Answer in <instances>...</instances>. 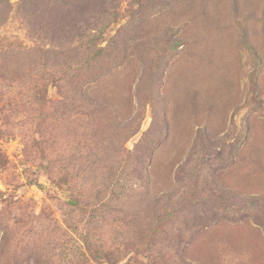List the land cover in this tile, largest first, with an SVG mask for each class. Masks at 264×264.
<instances>
[{"label": "rangeland", "instance_id": "rangeland-1", "mask_svg": "<svg viewBox=\"0 0 264 264\" xmlns=\"http://www.w3.org/2000/svg\"><path fill=\"white\" fill-rule=\"evenodd\" d=\"M95 49L111 71L78 81L107 116L61 106L71 54ZM252 196L264 0H0V264H264Z\"/></svg>", "mask_w": 264, "mask_h": 264}, {"label": "trees", "instance_id": "trees-1", "mask_svg": "<svg viewBox=\"0 0 264 264\" xmlns=\"http://www.w3.org/2000/svg\"><path fill=\"white\" fill-rule=\"evenodd\" d=\"M56 3L59 6H62L63 8H66L70 6L72 0H50ZM60 22L61 25H65L67 23L68 25L74 26L73 28H76L75 22L73 20H68L63 17ZM101 50H93V51H88V52H83L82 54H78L77 52L72 53L71 57L76 59L75 62V67L72 66L69 68L70 69H75L73 75H71L70 80L67 82L66 87H65V93L63 95V100L61 101V106H65L68 108L67 111H71L73 109H76L79 107V105H82L85 103L84 101H87L90 103L89 109L86 111L87 113L91 114H100V116H107L109 113L108 107L110 106V103L105 100V98H97L89 94L88 88L85 87V84L83 82H79L80 78V73L81 69L78 68V65L83 62V64H86L84 67L85 71L87 72L88 77L92 78V81H95L97 76L96 74L101 73V71L106 70V71H111L107 69L106 64L112 60H114V55L112 53H100ZM78 57V58H77ZM121 57V56H120ZM123 57H127L126 55H123ZM165 58V54L163 55ZM112 59V60H111ZM83 70V69H82ZM147 80H148V75H147ZM150 81H148L149 87L146 89V92H149V103H152L153 106L159 103V106L161 109H159L160 115L158 114L157 117L160 121L161 125V130L164 129L167 120H166V95L163 93V91L160 90V85L163 82V72L161 71H156L155 69L152 70V73L150 75ZM70 82V83H69ZM84 100V101H83ZM164 114V115H162ZM127 124H117L116 128H126ZM109 128V126H108ZM163 132V131H162ZM149 158V154L146 156ZM142 178L145 179L146 181H149V176H148V170L147 168L143 169L142 173ZM232 194V190H229ZM234 195V194H233ZM236 196L237 193H235ZM238 197L241 198H246L245 195H239ZM253 198V205L259 208L260 210H264V198L261 196H252ZM255 199V200H254ZM175 254L178 256L179 259V264H198L192 261H189L185 259L183 256L178 255L176 252Z\"/></svg>", "mask_w": 264, "mask_h": 264}]
</instances>
